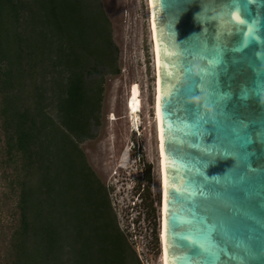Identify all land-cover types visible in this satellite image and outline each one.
I'll use <instances>...</instances> for the list:
<instances>
[{"label":"trees","instance_id":"16d2710c","mask_svg":"<svg viewBox=\"0 0 264 264\" xmlns=\"http://www.w3.org/2000/svg\"><path fill=\"white\" fill-rule=\"evenodd\" d=\"M112 47L90 0H0V264H139L80 146L105 89L90 59L118 73Z\"/></svg>","mask_w":264,"mask_h":264},{"label":"water","instance_id":"95a60500","mask_svg":"<svg viewBox=\"0 0 264 264\" xmlns=\"http://www.w3.org/2000/svg\"><path fill=\"white\" fill-rule=\"evenodd\" d=\"M230 4L248 8L255 39L226 31ZM153 11L160 96L171 93L159 101L167 260L264 264V0H158Z\"/></svg>","mask_w":264,"mask_h":264},{"label":"rangeland","instance_id":"374dc122","mask_svg":"<svg viewBox=\"0 0 264 264\" xmlns=\"http://www.w3.org/2000/svg\"><path fill=\"white\" fill-rule=\"evenodd\" d=\"M90 1L109 18L113 43L110 60L119 72L112 73L107 62L96 64L95 59H90L96 68L93 67L89 78L103 77L105 89L101 113L92 124L93 136L83 138L80 146L89 165L105 184L112 211L139 264H161L159 169L152 108L153 55L146 1ZM131 95L142 103L140 132L131 130L132 126L129 128L126 103ZM4 169L0 167V197L4 192L12 197L2 176ZM7 202L11 205L13 200L8 197ZM2 210L0 226L6 227L9 213L0 206ZM1 234L0 228V237Z\"/></svg>","mask_w":264,"mask_h":264},{"label":"bare ground","instance_id":"6f19581e","mask_svg":"<svg viewBox=\"0 0 264 264\" xmlns=\"http://www.w3.org/2000/svg\"><path fill=\"white\" fill-rule=\"evenodd\" d=\"M146 1L147 7V21L149 29V37L151 43V50L153 55V129L154 138L156 141V151L158 156V169H159V191H160V229H159V242H160V262L165 264L167 259L166 252V177H165V161H164V148H163V135L160 105L158 97H160V63L158 62V44L155 29L153 4L150 0ZM142 110V103L140 99L135 96H128L126 103V112L129 119V128L140 132V114ZM114 119V115L110 117ZM146 127L148 123L145 122ZM151 124V123H150Z\"/></svg>","mask_w":264,"mask_h":264},{"label":"snow or ice","instance_id":"6c2138e0","mask_svg":"<svg viewBox=\"0 0 264 264\" xmlns=\"http://www.w3.org/2000/svg\"><path fill=\"white\" fill-rule=\"evenodd\" d=\"M157 2H158V0H150V3H152L153 6H155ZM221 9L223 10L224 15H227L229 10H231L230 11L231 18H232V20L235 21V24H231L230 22L225 21L223 16L220 17L221 23L228 25L226 31L229 34L243 33L246 38H248V37H251L253 39L256 38L255 32H254V26L251 24H248L244 18V16L248 12V8L245 5H243V4L222 5ZM245 28H247L246 32H245ZM159 54L160 53H159V48H158V58H159ZM158 62H159V60H158ZM215 62H216V58L210 57L208 60L209 68H211ZM168 95H171V93L170 92H163V89H162V95L160 97H158V102L162 99L163 96H168ZM165 264H174V261H169L166 259Z\"/></svg>","mask_w":264,"mask_h":264}]
</instances>
